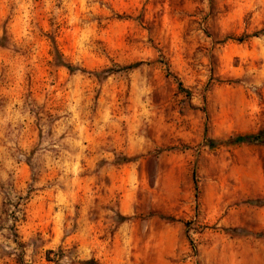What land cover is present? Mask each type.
Instances as JSON below:
<instances>
[{"label":"rangeland","instance_id":"1","mask_svg":"<svg viewBox=\"0 0 264 264\" xmlns=\"http://www.w3.org/2000/svg\"><path fill=\"white\" fill-rule=\"evenodd\" d=\"M261 130L264 0H0V264H264Z\"/></svg>","mask_w":264,"mask_h":264},{"label":"trees","instance_id":"2","mask_svg":"<svg viewBox=\"0 0 264 264\" xmlns=\"http://www.w3.org/2000/svg\"><path fill=\"white\" fill-rule=\"evenodd\" d=\"M241 40L239 39V41H241ZM67 68L70 69V71L72 70L70 67H67ZM231 143H233V144H251V145L264 144V130H261L254 135L236 137L233 140H231ZM209 144H210V146H214V142H209Z\"/></svg>","mask_w":264,"mask_h":264}]
</instances>
